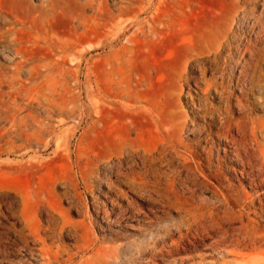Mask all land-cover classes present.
Wrapping results in <instances>:
<instances>
[{
	"label": "rangeland",
	"instance_id": "374dc122",
	"mask_svg": "<svg viewBox=\"0 0 264 264\" xmlns=\"http://www.w3.org/2000/svg\"><path fill=\"white\" fill-rule=\"evenodd\" d=\"M18 1L46 128L0 124V264H264V0Z\"/></svg>",
	"mask_w": 264,
	"mask_h": 264
},
{
	"label": "bare ground",
	"instance_id": "6f19581e",
	"mask_svg": "<svg viewBox=\"0 0 264 264\" xmlns=\"http://www.w3.org/2000/svg\"><path fill=\"white\" fill-rule=\"evenodd\" d=\"M24 30H25V6H23L22 3L19 2L18 0L13 2L11 5H7L5 0H0V34L3 37H7L9 33L17 34L18 32H22ZM9 60H11V58ZM45 69H47V74L45 73L46 75L44 76L45 78L47 79L50 78L51 80L57 79L59 70L57 71V67L54 64H50V63L46 64ZM24 71H25V62H21V63L13 62L10 66H4L3 64L0 65V124L2 123L8 124V127L4 130L3 135H8L9 142H11L13 138L14 140L19 139L23 141L24 143L22 144H24V147H25V126L26 127L31 126L30 120H32V123L38 127L37 130L39 131L41 135L44 133V129L46 127L44 129L42 128L40 119H43V118L39 119L32 113L25 115V79L22 78V74ZM46 99H47V103L51 102L48 97ZM59 105L54 103V101L51 102L52 107L48 104V106L51 107L50 111L52 113L56 111V106L60 107ZM0 131H1V128H0ZM41 242L43 244V247L41 248L40 255L45 260V264H61L62 262H60L61 261L60 258L63 257L62 254L57 250H56L57 252L54 251L53 247L47 245V239H42ZM252 242H253V239H252ZM237 248L238 247L235 246V249ZM232 249H234V247ZM235 249L234 251H237ZM72 258H73L72 255H70L68 259L66 260V262H70Z\"/></svg>",
	"mask_w": 264,
	"mask_h": 264
}]
</instances>
